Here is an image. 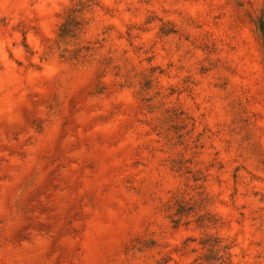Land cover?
<instances>
[{
    "label": "rangeland",
    "instance_id": "1",
    "mask_svg": "<svg viewBox=\"0 0 264 264\" xmlns=\"http://www.w3.org/2000/svg\"><path fill=\"white\" fill-rule=\"evenodd\" d=\"M79 1L0 0V264H264V0Z\"/></svg>",
    "mask_w": 264,
    "mask_h": 264
},
{
    "label": "trees",
    "instance_id": "2",
    "mask_svg": "<svg viewBox=\"0 0 264 264\" xmlns=\"http://www.w3.org/2000/svg\"><path fill=\"white\" fill-rule=\"evenodd\" d=\"M97 4L98 0H80L79 8L73 7L69 9L65 20L59 27L57 38V45L65 46L63 51L64 55L69 52L66 49V46H68L73 40L77 39L83 30L84 19L81 16L82 13L91 10ZM253 21L256 25L264 49V4ZM81 50L82 48L77 49L75 51V56L73 57L77 58L80 55L79 53ZM181 167L182 166H179V168ZM175 205H177V209L172 215L174 217L172 221L175 226H178L182 218L194 213L195 209L191 203L186 202L185 200H177ZM198 222L202 225L208 223L216 224L218 219L207 213L200 215ZM200 244L202 245L204 252L199 259L202 260L203 264H233L231 252L232 246L224 243V240L221 237L207 234L204 236Z\"/></svg>",
    "mask_w": 264,
    "mask_h": 264
}]
</instances>
